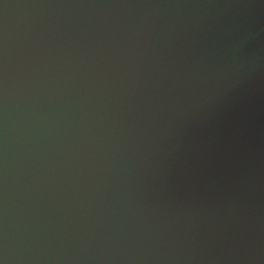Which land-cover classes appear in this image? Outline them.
I'll return each mask as SVG.
<instances>
[{
  "label": "water",
  "instance_id": "water-1",
  "mask_svg": "<svg viewBox=\"0 0 264 264\" xmlns=\"http://www.w3.org/2000/svg\"><path fill=\"white\" fill-rule=\"evenodd\" d=\"M0 264H264V0H0Z\"/></svg>",
  "mask_w": 264,
  "mask_h": 264
}]
</instances>
